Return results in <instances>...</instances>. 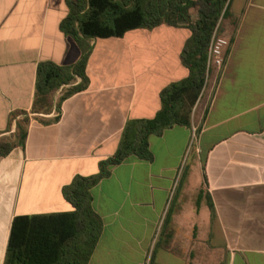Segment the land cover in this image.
I'll list each match as a JSON object with an SVG mask.
<instances>
[{
  "label": "crops",
  "instance_id": "1",
  "mask_svg": "<svg viewBox=\"0 0 264 264\" xmlns=\"http://www.w3.org/2000/svg\"><path fill=\"white\" fill-rule=\"evenodd\" d=\"M69 13L67 0H0V139L26 133L0 156V264L15 217L74 211L64 189L98 174L129 123L154 118L161 91L190 75L188 28L132 30L89 40L87 81L73 76L36 106L39 66L72 73L82 59L61 30ZM221 32L226 65L211 70L191 127L151 135V160L130 156L92 188L102 231L89 264H264V0H229Z\"/></svg>",
  "mask_w": 264,
  "mask_h": 264
},
{
  "label": "trees",
  "instance_id": "2",
  "mask_svg": "<svg viewBox=\"0 0 264 264\" xmlns=\"http://www.w3.org/2000/svg\"><path fill=\"white\" fill-rule=\"evenodd\" d=\"M67 3L70 13L61 23V30L80 45L83 56L72 73L50 63L39 66L36 106L50 108L52 93L69 84L73 76L87 81L86 66L92 50L89 40L119 39L132 30L154 29L164 24L188 28L192 35L182 52V62L190 75L161 91L162 106L154 118L129 123L120 150L100 163L98 174L78 176L64 189V197L74 211L14 218L4 264H89L102 231V222L91 204L92 188L110 176L112 167L130 156L151 160V135L160 136L177 125L191 127L194 107L211 72L209 48L222 17L227 15L229 0H67ZM192 10L197 11L196 21L192 19ZM25 140L24 131L17 141L0 139V156H8Z\"/></svg>",
  "mask_w": 264,
  "mask_h": 264
},
{
  "label": "built area",
  "instance_id": "3",
  "mask_svg": "<svg viewBox=\"0 0 264 264\" xmlns=\"http://www.w3.org/2000/svg\"><path fill=\"white\" fill-rule=\"evenodd\" d=\"M219 31L220 29L217 27L209 48L208 69L210 71L213 68L223 69L225 67L231 46L230 40L222 36Z\"/></svg>",
  "mask_w": 264,
  "mask_h": 264
},
{
  "label": "rangeland",
  "instance_id": "4",
  "mask_svg": "<svg viewBox=\"0 0 264 264\" xmlns=\"http://www.w3.org/2000/svg\"><path fill=\"white\" fill-rule=\"evenodd\" d=\"M194 14H195V16L198 15L196 10L194 11ZM226 18H227V15L225 17H222V19H221V25H223V26L225 25ZM221 25H220V31L219 32H220V34L222 36H224L223 33L221 32ZM207 79H208V77H207ZM195 143H196V140H195V136H194V137H192V139H191V141L189 143V148H188V151H187V154H186L185 164L184 165L187 164L188 166H191V164L193 162V156L191 155V153H193V151L195 149Z\"/></svg>",
  "mask_w": 264,
  "mask_h": 264
}]
</instances>
